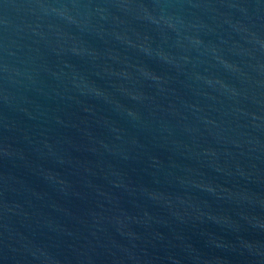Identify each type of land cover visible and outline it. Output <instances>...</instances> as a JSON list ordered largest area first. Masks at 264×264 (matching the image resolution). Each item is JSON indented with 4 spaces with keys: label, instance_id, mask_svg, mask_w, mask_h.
Here are the masks:
<instances>
[{
    "label": "water",
    "instance_id": "water-1",
    "mask_svg": "<svg viewBox=\"0 0 264 264\" xmlns=\"http://www.w3.org/2000/svg\"><path fill=\"white\" fill-rule=\"evenodd\" d=\"M0 264H264V0H0Z\"/></svg>",
    "mask_w": 264,
    "mask_h": 264
}]
</instances>
